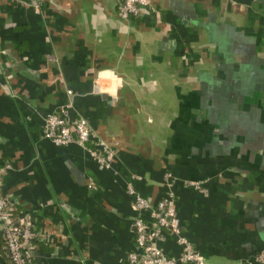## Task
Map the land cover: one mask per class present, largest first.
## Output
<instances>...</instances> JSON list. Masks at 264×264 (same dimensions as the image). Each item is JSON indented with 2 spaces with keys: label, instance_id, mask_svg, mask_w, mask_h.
<instances>
[{
  "label": "crops",
  "instance_id": "obj_1",
  "mask_svg": "<svg viewBox=\"0 0 264 264\" xmlns=\"http://www.w3.org/2000/svg\"><path fill=\"white\" fill-rule=\"evenodd\" d=\"M119 6L0 0L2 191L36 230L32 264H127L138 214L127 183L153 203L167 171L208 264H264V0H150L127 19ZM68 99L118 141L110 168L42 135ZM157 243L180 251L172 235ZM0 264H11L1 233Z\"/></svg>",
  "mask_w": 264,
  "mask_h": 264
},
{
  "label": "built area",
  "instance_id": "obj_2",
  "mask_svg": "<svg viewBox=\"0 0 264 264\" xmlns=\"http://www.w3.org/2000/svg\"><path fill=\"white\" fill-rule=\"evenodd\" d=\"M148 5L150 0H120L119 13L126 19L135 17ZM97 85L94 82L95 89ZM68 93H71L70 89ZM70 108L71 100L68 99L46 112L42 135L57 145L78 142L99 166L110 168L118 141H109L97 134L85 116L72 115ZM9 167V161L0 164V233L11 264H32L31 246L37 236L36 230L32 228L28 215L12 211L11 201L2 191L3 176ZM179 179L172 172H165V193L153 203L137 192L130 182L127 183V190L133 195V204L138 210L133 220L135 245L126 253L127 264H208L182 232L174 190ZM182 182L196 187L202 185V180L182 179ZM164 234L172 235L180 246L177 255L167 254L158 245L157 240ZM259 257L264 260V252H260Z\"/></svg>",
  "mask_w": 264,
  "mask_h": 264
}]
</instances>
